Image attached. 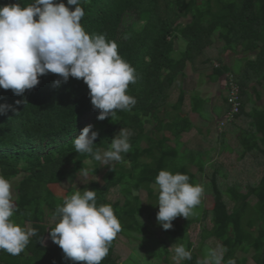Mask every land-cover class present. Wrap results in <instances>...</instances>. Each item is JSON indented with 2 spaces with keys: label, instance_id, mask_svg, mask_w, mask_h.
<instances>
[{
  "label": "trees",
  "instance_id": "1",
  "mask_svg": "<svg viewBox=\"0 0 264 264\" xmlns=\"http://www.w3.org/2000/svg\"><path fill=\"white\" fill-rule=\"evenodd\" d=\"M15 2L0 0V5ZM19 2L26 6L33 0ZM80 6L85 31L115 41L118 53L135 69L137 81L129 85L127 94L135 97L136 104L130 111L118 110L113 120H99L83 80L69 77L56 86L58 77L52 73L39 77V84L23 97L0 88V104L12 106L0 114V173L12 181L22 172L14 180L17 210L11 219L37 229L20 255L0 250V264H82L65 260L48 233L59 219L54 215L57 205L78 191L74 185L65 196H58L52 186L64 180L73 183L80 168L88 170V189L96 191L97 204L111 205L122 225L101 264L169 261L173 253L169 247L175 243L192 253L190 260L180 264H197L205 258L204 249L210 247L207 240L212 238L227 249L224 264L229 259L248 264V257L264 264V103H259L264 97V0H80ZM207 48L243 56L227 63ZM210 55L218 61L211 81L232 74L221 102L197 88L187 96L182 80L174 98L177 77L189 65L195 69L212 64ZM233 84L238 87L237 111L227 94ZM25 98L24 104L15 103ZM188 112L213 120L216 130L196 125L183 116ZM89 115L93 116L92 131L98 132L95 148L108 149L121 128L130 133L131 149L122 154L114 171L95 160L83 163L90 157L75 152L73 140ZM97 123L104 127L98 128ZM193 128L196 133L185 136ZM233 134L237 146L231 141ZM211 143V147H200ZM218 149L239 153L228 161L240 165V173L247 175L246 185L235 180L223 189L220 178L231 173L227 161L214 157L220 154ZM162 169L187 174L190 183L204 186V192L213 196V205L207 207L201 198L188 220L177 217L173 227L164 230L156 218L158 196L151 186ZM244 187L247 195L241 193ZM195 222L201 225L199 249L190 236ZM43 237L44 245L39 242ZM121 244L131 248L125 258L118 250Z\"/></svg>",
  "mask_w": 264,
  "mask_h": 264
},
{
  "label": "clouds",
  "instance_id": "2",
  "mask_svg": "<svg viewBox=\"0 0 264 264\" xmlns=\"http://www.w3.org/2000/svg\"><path fill=\"white\" fill-rule=\"evenodd\" d=\"M84 15L80 0H67V5L64 0H33L26 6L16 0L0 5V88L23 97L26 90L39 84V77L52 73L58 77L54 81L56 86L69 77L82 79L99 120H113L118 110L130 111L136 99L127 94V89L137 81L135 69L118 53L115 41L85 31L81 24ZM227 80H232V74L227 75L224 84ZM25 101L26 98L15 103ZM11 107L0 104V114ZM129 136L128 130L121 128L108 149L95 148L98 132L92 131L89 124L75 136L73 144L76 153L90 157L83 163L95 160L99 166L114 171L115 164L123 159L122 154L131 149ZM79 170L81 175H88L87 169ZM189 181L187 174L167 169L156 175L151 186L158 196L156 218L164 230L171 229L177 217L188 220L201 204L203 187ZM16 210L11 182L0 175V250L12 256L20 255L30 238L37 235V229L22 227L11 219ZM54 215L59 219L48 231L49 237L61 248L63 258L73 262L101 264L122 231L112 206L98 205L96 191L92 189L65 196ZM39 242L44 245L45 238ZM169 248L177 261L192 258L184 244L175 243L174 248L173 244ZM226 251L208 248L205 258L197 264H222ZM227 264H235V260L229 259Z\"/></svg>",
  "mask_w": 264,
  "mask_h": 264
},
{
  "label": "rangeland",
  "instance_id": "3",
  "mask_svg": "<svg viewBox=\"0 0 264 264\" xmlns=\"http://www.w3.org/2000/svg\"><path fill=\"white\" fill-rule=\"evenodd\" d=\"M217 44L220 45L219 42ZM176 48H177V46H176ZM207 49L209 50V53L211 55H213L214 57L216 55H218V53H219V55L222 58L225 59V62H227V60L229 61L230 58L235 60V59H240L243 56V53L235 54L232 51H222V52H218L217 53V51H215L214 49H213L214 51L211 50L210 48H207ZM177 53H179L178 48H177ZM249 56H250V58L254 57L253 54H250ZM214 57L211 56L212 63L215 60V62H216L215 65H218L217 64V60ZM197 73H198L197 71L191 70L190 65H189L186 68V70L183 72V74L181 76L177 77V79H176L177 83L174 85V89H173V92H172L173 97L176 98L177 95L179 94V81L178 80H182V85L181 86H182V88H184L186 90L187 96L191 94L190 93L191 91H193L195 88H197L198 91H201L204 96H209V97L213 96L212 98H214L215 102H218L220 99L217 98L214 94H216V93H218L220 91H223V88L226 86V84L224 85V80L226 79V76H223V77L219 78L218 81L209 82L208 80H204V81L202 80V81L199 82L197 80V75H196ZM222 79H224V80H222ZM256 97L259 98L258 95H256ZM220 102H221V100H220ZM259 103H264V97H262V99L259 100ZM209 105H210V103H209ZM206 110H208V109H206ZM183 116H186L187 118L191 119L196 125H198L200 127L207 128V127H212L213 126V124H212L213 120H212V122L204 120L201 117H199V115H197L196 113L188 112V113H184ZM215 119H216V117L214 118V120ZM89 124H91V125L93 124V116L92 115L86 116L84 118V120H83V125H84L83 127H85L86 125H89ZM96 125H97L98 128H103L104 127V126H102L99 123H97ZM157 127H159V124H158ZM214 127L215 126H213V128H212L213 132L216 130V129H214ZM195 133H196V131L193 128V130H191L185 136H187V135L191 136V135H193ZM199 139H200V137H199ZM184 141H186V139ZM231 141H232L234 146H237V138L235 137V134L232 135ZM199 142L202 143V141H199ZM191 145L194 146V143H192ZM212 145H213V143L205 144V145L202 144L200 147L201 148H206V146L207 147L208 146L211 147ZM220 150H222V149H220ZM216 152H217V150H216ZM236 152L237 151H234V152L224 151L223 152V151H219V149H218V153H220V154L217 155V153H214L212 151V153H214V157H216V159L218 161H225V162L227 161V166L230 169V173L231 174H229V176L226 179L220 178V182H221V184L223 186V189L225 191H226V187L228 185L233 184V182L235 180L240 182L242 185H246L247 175L245 173H240V171H241L240 165L238 163L236 164L235 160L233 162L228 161V160H231V159L233 160L234 157H236L237 154H239L238 152L237 153ZM129 164H131V163H128V165ZM21 166H23V163L21 164ZM232 166H237V168H236L237 170H234V168ZM248 167H249V169L251 168V166H248ZM193 169L196 170V166H193ZM246 169H247V167H246ZM20 170H22V169H20ZM211 170H212V168L207 164V171L210 172ZM0 175H1V173H0ZM256 175L257 174L255 173L254 176H256ZM21 176H22V172L20 171L19 175L16 178H14L12 181H10L11 185H12V192H13V200H14V202H15V195H16V192H15L16 181H14V180L20 179ZM245 176H246V179H245ZM88 180H89L88 179V175L87 176H83V175H81V173H79L78 176H76L75 180L73 181L74 184L72 182L68 181V180H64L62 183L54 184L52 186V189H53V191L55 192L56 195L65 196V194L67 193V191H69L71 186L75 185L77 187L78 191L83 193L85 190L88 189V186H89V181ZM241 193L247 195L248 192L246 190V187H244L242 189ZM202 200L205 202V205L207 207H211L213 205V196L210 193H205L203 191ZM190 236H191L192 241L194 242V248L195 249H199L201 247V240H202V233H201V225H200V223L195 222L191 226ZM207 244L210 246L208 248H222L221 243L219 241L215 240L214 238L208 239L207 240ZM208 248H205L204 250H206ZM118 250L120 251V255L123 258H125L130 253L131 248H130V246L128 244H125V245L121 244V245H119ZM172 252L173 253L169 255V261L160 259V260H157L156 264H180L182 260L177 261L176 259H174V255L175 254H174L173 250H172ZM205 255H206V253H205ZM199 258L202 259V255L201 254L199 255ZM248 258H249L248 264H256L255 260L252 257H248ZM222 264H224L223 261H222ZM235 264H237V263L235 262Z\"/></svg>",
  "mask_w": 264,
  "mask_h": 264
},
{
  "label": "crops",
  "instance_id": "4",
  "mask_svg": "<svg viewBox=\"0 0 264 264\" xmlns=\"http://www.w3.org/2000/svg\"><path fill=\"white\" fill-rule=\"evenodd\" d=\"M228 51H230V50H228ZM216 59V58H215ZM201 60V59H200ZM217 60V59H216ZM229 61H231V62H234V60L232 59V58H230L229 59ZM228 60H227V63L229 62ZM216 64V62H215V60L213 61V63L212 64H210V63H208V64H206V65H204L203 67H198V68H195V69H193V67L190 65V68H191V70H194V71H197L198 73L196 74L197 75V80L198 81H201V80H208L209 82H212L211 80L212 79H210V74L213 72V66ZM217 64H218V61H217ZM219 80V79H218ZM222 80H224V79H222ZM215 81V80H214ZM221 81V80H220ZM220 85V84H219ZM223 91H220V92H218V93H216V94H214L217 98H219L220 96H221V93H222ZM213 97V96H212ZM213 100H214V98H213ZM215 101V100H214Z\"/></svg>",
  "mask_w": 264,
  "mask_h": 264
},
{
  "label": "built area",
  "instance_id": "5",
  "mask_svg": "<svg viewBox=\"0 0 264 264\" xmlns=\"http://www.w3.org/2000/svg\"><path fill=\"white\" fill-rule=\"evenodd\" d=\"M237 92H238V87L235 84L231 86V90L228 92V96L230 100L233 102L232 109L235 111L238 110V105H237L238 103L236 102V99H238Z\"/></svg>",
  "mask_w": 264,
  "mask_h": 264
}]
</instances>
